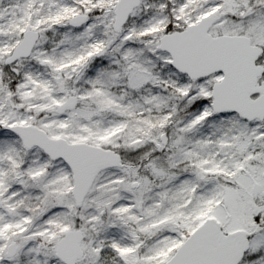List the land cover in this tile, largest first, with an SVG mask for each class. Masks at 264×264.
<instances>
[{
  "label": "snow or ice",
  "instance_id": "obj_1",
  "mask_svg": "<svg viewBox=\"0 0 264 264\" xmlns=\"http://www.w3.org/2000/svg\"><path fill=\"white\" fill-rule=\"evenodd\" d=\"M0 264H264V0H0Z\"/></svg>",
  "mask_w": 264,
  "mask_h": 264
}]
</instances>
